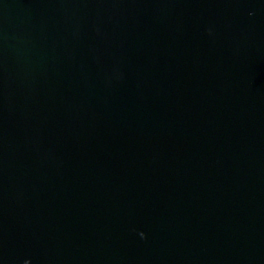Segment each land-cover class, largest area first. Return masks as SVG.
I'll use <instances>...</instances> for the list:
<instances>
[{"label":"water","instance_id":"obj_1","mask_svg":"<svg viewBox=\"0 0 264 264\" xmlns=\"http://www.w3.org/2000/svg\"><path fill=\"white\" fill-rule=\"evenodd\" d=\"M0 264H264V0H0Z\"/></svg>","mask_w":264,"mask_h":264},{"label":"clouds","instance_id":"obj_2","mask_svg":"<svg viewBox=\"0 0 264 264\" xmlns=\"http://www.w3.org/2000/svg\"><path fill=\"white\" fill-rule=\"evenodd\" d=\"M140 235H141L142 237H144V236H145V234H144V233H141ZM145 238H146V237H145Z\"/></svg>","mask_w":264,"mask_h":264}]
</instances>
